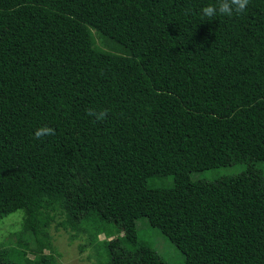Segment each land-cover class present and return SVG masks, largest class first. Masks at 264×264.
Masks as SVG:
<instances>
[{
    "label": "trees",
    "instance_id": "16d2710c",
    "mask_svg": "<svg viewBox=\"0 0 264 264\" xmlns=\"http://www.w3.org/2000/svg\"><path fill=\"white\" fill-rule=\"evenodd\" d=\"M215 3L0 0V221L24 213L0 264H60L53 225L107 264H166L142 219L185 264H264V0L210 21Z\"/></svg>",
    "mask_w": 264,
    "mask_h": 264
},
{
    "label": "rangeland",
    "instance_id": "374dc122",
    "mask_svg": "<svg viewBox=\"0 0 264 264\" xmlns=\"http://www.w3.org/2000/svg\"><path fill=\"white\" fill-rule=\"evenodd\" d=\"M93 35L96 38L97 46L102 49L108 48L100 39L96 31H93ZM257 167L261 169L264 174V162L257 164ZM245 169V165L220 167L200 173H194L192 174V179L214 181L223 177L236 176L242 173ZM171 183L172 177H169L165 179L151 180L149 184L150 186H168ZM23 217V211H17L0 221V243H7L11 238V233L20 230ZM138 227L140 240L155 248L166 264H185L184 255L161 233L160 230L151 227L146 219L139 220ZM50 232L53 236L60 264H107L105 254L103 253L104 250L98 245V242L92 241L89 233H81L77 238L71 239L70 233L65 232L62 229L57 230L55 225L51 227ZM116 237L118 236L114 235L110 240H115ZM97 239L99 242L104 241L106 235H99ZM46 253H49V251H46Z\"/></svg>",
    "mask_w": 264,
    "mask_h": 264
},
{
    "label": "clouds",
    "instance_id": "9594fccd",
    "mask_svg": "<svg viewBox=\"0 0 264 264\" xmlns=\"http://www.w3.org/2000/svg\"><path fill=\"white\" fill-rule=\"evenodd\" d=\"M250 0H216L215 4H209L200 10L203 17L208 18L210 21L216 16L232 17L233 15L243 14ZM88 115L95 118L97 121H103L107 115V110L96 111L94 109L88 110ZM35 138L40 140L44 137L56 135L54 128L49 126H42L36 129Z\"/></svg>",
    "mask_w": 264,
    "mask_h": 264
}]
</instances>
